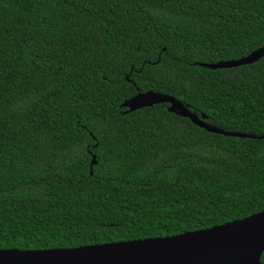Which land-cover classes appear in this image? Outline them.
Here are the masks:
<instances>
[{
    "label": "trees",
    "instance_id": "1",
    "mask_svg": "<svg viewBox=\"0 0 264 264\" xmlns=\"http://www.w3.org/2000/svg\"><path fill=\"white\" fill-rule=\"evenodd\" d=\"M263 45L264 0H0V249L172 236L263 211L264 57L201 65ZM149 91L251 136L167 102L124 106Z\"/></svg>",
    "mask_w": 264,
    "mask_h": 264
},
{
    "label": "water",
    "instance_id": "2",
    "mask_svg": "<svg viewBox=\"0 0 264 264\" xmlns=\"http://www.w3.org/2000/svg\"><path fill=\"white\" fill-rule=\"evenodd\" d=\"M264 57V45L248 56L218 63H201L212 69L252 64ZM150 94L164 99L149 101ZM167 102L170 110L189 116L209 131L229 136L251 135L229 132L201 119L174 96L149 91L124 103L129 111ZM260 138H264L260 136ZM93 157L92 165L96 164ZM264 210L213 227L177 235L54 249H0V264H262Z\"/></svg>",
    "mask_w": 264,
    "mask_h": 264
},
{
    "label": "bare ground",
    "instance_id": "3",
    "mask_svg": "<svg viewBox=\"0 0 264 264\" xmlns=\"http://www.w3.org/2000/svg\"><path fill=\"white\" fill-rule=\"evenodd\" d=\"M149 101H158L164 99L162 95H155V94H150L146 97Z\"/></svg>",
    "mask_w": 264,
    "mask_h": 264
}]
</instances>
